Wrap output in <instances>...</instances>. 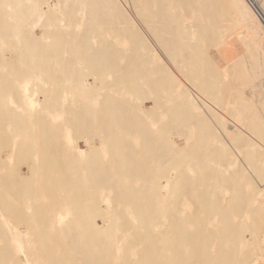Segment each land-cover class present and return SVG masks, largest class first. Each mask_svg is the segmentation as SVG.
I'll return each instance as SVG.
<instances>
[{
  "label": "bare ground",
  "instance_id": "obj_1",
  "mask_svg": "<svg viewBox=\"0 0 264 264\" xmlns=\"http://www.w3.org/2000/svg\"><path fill=\"white\" fill-rule=\"evenodd\" d=\"M0 264H264V0H0Z\"/></svg>",
  "mask_w": 264,
  "mask_h": 264
},
{
  "label": "rangeland",
  "instance_id": "obj_2",
  "mask_svg": "<svg viewBox=\"0 0 264 264\" xmlns=\"http://www.w3.org/2000/svg\"><path fill=\"white\" fill-rule=\"evenodd\" d=\"M81 142H82V141H80L79 144H80V146L83 148V147H84V146H83L84 143H83V142L81 143ZM24 170L26 171L25 168H24ZM106 211H107V210H106ZM21 217H22V216H21ZM23 217H24V215H23ZM95 219H96L97 221L100 220L99 217H98V219H97V217H96ZM20 228H21V229H24V228H25V225H24V224H21V225H20Z\"/></svg>",
  "mask_w": 264,
  "mask_h": 264
}]
</instances>
